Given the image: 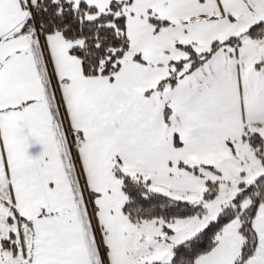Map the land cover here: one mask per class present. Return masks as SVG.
I'll list each match as a JSON object with an SVG mask.
<instances>
[{"label":"snow or ice","instance_id":"snow-or-ice-1","mask_svg":"<svg viewBox=\"0 0 264 264\" xmlns=\"http://www.w3.org/2000/svg\"><path fill=\"white\" fill-rule=\"evenodd\" d=\"M0 264H264V0H0Z\"/></svg>","mask_w":264,"mask_h":264}]
</instances>
